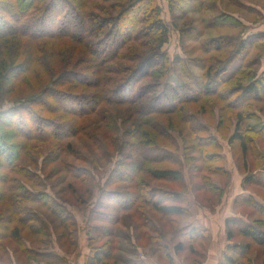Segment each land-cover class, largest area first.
I'll list each match as a JSON object with an SVG mask.
<instances>
[{"label":"trees","instance_id":"16d2710c","mask_svg":"<svg viewBox=\"0 0 264 264\" xmlns=\"http://www.w3.org/2000/svg\"><path fill=\"white\" fill-rule=\"evenodd\" d=\"M181 1L166 0L168 11L178 10L179 16L186 17L194 14L199 16L210 10L209 0H190L191 3L185 5L180 4ZM225 16L228 17L218 15L217 24L224 26L229 20L223 19ZM207 24L212 27L209 22ZM176 29H179L180 45L184 42L182 36L191 41L200 38L199 31L194 27ZM168 40L169 30L161 17L157 0H0V105L5 99H10L9 103L12 104V107L0 113V165L7 168V174H0V222L3 224L0 241L8 240L21 248L23 240L16 225L29 223L33 224V229L34 224H37V217L27 212L24 203H41L51 211L49 203L52 198L43 191H33V188L40 186L41 180L33 171L37 165L36 158L41 157L43 161L41 169L45 168L47 158L49 164H56L57 168L44 176L46 180L60 175V185L68 179L85 184L88 179L82 165L90 164L60 144L68 138L86 137L96 140L90 128L98 126L100 121L112 124L108 134H115L117 130L113 129L110 108L129 106L138 119L133 128H127L124 132V141L119 146L121 150L130 147L134 153L122 154L124 161L118 163L119 170L114 172L117 175L116 181L124 184L115 202V213L132 211L136 202H139V205L151 207L163 216L176 217L183 214L184 209L177 205L182 201L178 192L168 198L172 202L168 205L165 197H158L159 189L145 179L163 180L162 176L168 171L154 169L152 166L162 162L170 163L174 157L166 153L156 158L143 155L139 150L141 147L157 148L154 146L156 143L167 144L171 139L170 133L174 131L182 136L184 130L190 135L205 131L203 123L196 122L198 126L193 125L191 129L185 126L190 117L205 111V105L199 112L182 116L184 120H181L178 115L186 104L196 103L204 97L216 98L223 104V109L235 112V131L230 140L239 141L241 156H245L241 125L245 120L248 121L250 115L244 116L241 111L247 108L246 105L237 107L230 102V96L236 90L241 92L243 99L249 101L261 102L264 99V76L253 77L252 71L243 73L252 63L245 65L248 48L260 40L261 47H264V32L246 33L235 41L231 39L229 42L228 39L217 47L206 45L204 54H219L227 48L235 47L226 59L211 60L203 75L205 83L199 88L195 87L192 78L190 80L194 87L185 84L178 88L166 87L157 96L154 92L158 82L141 84L148 78L158 80L169 72V58L162 51ZM55 41H60V45L54 46ZM256 61L257 58L253 62ZM85 64L89 66L90 77H82L75 70L80 68L85 72L82 67ZM213 66L219 68L213 69ZM231 67L234 71L228 73ZM238 76L242 78L229 88V83L234 82ZM245 78L248 79L246 83ZM23 83L26 86L20 89L18 86ZM226 86L229 90H225ZM127 114L131 116L132 113ZM88 116H94L95 121L88 119L84 122ZM124 116L123 122H128L129 117ZM166 116L165 121L156 122L157 118ZM244 131L257 137L264 133L263 129L254 131L251 127ZM108 134L101 135L102 140L93 143L104 157L109 153L107 143L104 142L108 141ZM152 134L157 137L156 142L151 139ZM5 138H12L14 143H6ZM113 139L114 136L110 141L114 142ZM12 148L14 150L11 151ZM67 148H70L69 144ZM68 156L82 164L67 163L64 157ZM131 158L132 161H129ZM204 158L206 161L214 156L209 154L204 155ZM260 158L264 159V156ZM8 175H14V178L10 180ZM170 175L174 179L178 178L175 171L170 172ZM64 177L66 179L63 180ZM173 178L166 180L173 182ZM22 179L26 180V185L22 184ZM246 180L250 182L248 178ZM66 188L76 191L71 182ZM60 209V205L54 203L51 213L55 218L59 219ZM13 223L16 225L11 228ZM113 223L115 220L110 222ZM226 223L237 224L234 219H228ZM197 232L184 233V237H192ZM238 232L243 238L256 241L258 246L263 244V240L257 238L258 231H251L250 227L239 229ZM101 233L104 237L112 234L110 231ZM85 234L87 253L83 257V264H143L142 261L115 257L110 250L105 251L96 245L98 241L91 235V231ZM228 238L231 239L229 232ZM3 248L0 245V252ZM176 249L180 251L181 246H176ZM21 250L25 256L34 254L28 249ZM228 250L238 257L243 253L236 245H228L222 252L220 264L234 263ZM60 260H63L62 257Z\"/></svg>","mask_w":264,"mask_h":264},{"label":"rangeland","instance_id":"374dc122","mask_svg":"<svg viewBox=\"0 0 264 264\" xmlns=\"http://www.w3.org/2000/svg\"><path fill=\"white\" fill-rule=\"evenodd\" d=\"M191 1L182 0L180 4L185 5ZM208 4L210 10L199 16L194 14L181 17L178 10L168 11L166 0H157L161 17L169 30V40L162 49L169 58V72L158 80L148 78L141 86L158 82L154 92V95L158 96L166 87L178 88L183 84L188 87L193 86L190 80L193 78L195 87L199 88L205 83L203 75L211 60L213 62L216 58L226 59L235 47L234 45L227 48L219 54L217 52L204 54L206 45L217 47L226 43L228 39L229 42L231 39L235 41L246 33L264 32V0H209ZM221 14L228 16L223 19H229L224 26L216 22L217 16ZM175 17L178 19L175 22L176 27L180 29L186 26L194 27L199 31L200 38L197 37V40L191 41L186 36H182L181 40L183 39L184 42L180 45L179 29L172 24ZM231 17L235 21L231 20ZM208 22L213 28L208 27ZM56 45H60V41H55L54 46ZM261 45L260 40L248 48L245 65L252 63L243 73L252 71L253 77L264 76V47ZM256 58L257 61L254 63ZM82 67L85 72L80 68L75 70L81 73L82 77H90L89 66L85 64ZM218 68L213 66V69ZM232 71H234L233 67L228 69V73ZM239 78L242 76L230 82L229 88ZM244 81L246 83L248 79L245 78ZM24 86L26 84L23 83L18 87L22 89ZM224 88L229 90L227 86ZM232 93L230 102L237 107L246 105L247 108L241 113L244 116L250 115L248 121L245 120L241 125L245 139L244 157L241 156L239 141L230 140L235 131L233 117L235 112L223 109V104L216 98L207 97L196 103L184 105L181 108L183 109L181 114L178 115L181 120H184L183 117L186 114L199 112L205 105V111L201 112L202 114H194L190 117L189 123L185 124L191 129L193 125L198 126L196 122L203 123L206 126L205 131L190 135L184 130L183 136L174 131L170 133L171 139L167 141V144L157 145L156 143L154 146L157 148L141 147L139 150L143 155L156 158L166 153L174 157L172 163L162 162L152 166L154 169L168 171L162 176L163 180L156 181L149 177L145 179L151 186L159 189L158 197H165L168 205L172 203L168 198H171L174 192L179 193L182 201L177 205L184 209L181 216H163L151 207L139 205V202H136L132 211L115 213V202L118 195H121L124 184L116 181L117 175L114 172L119 170L118 163L124 161L122 154L134 153L130 147L121 150L119 146L124 141V132L127 128H133L138 119L129 106L113 107L110 108L112 115L110 116L113 117V129L117 130L115 134H108L112 124H104L105 122L101 121L100 123L97 121L98 126L90 128L97 137V141L102 140L101 135L108 134L107 140L113 143L104 141L109 151L105 157L93 144L96 140L86 137L68 138L60 144L70 149L76 157L90 164L82 165L88 179L85 184L68 179L65 182L62 181L63 184L60 185L58 180L60 175L46 180L44 176L57 168L56 164H49L47 158L45 168L41 169L43 161L41 157L36 158L37 165L36 168L33 167V171L41 180L40 186L33 188V191H43L52 198L49 203L51 211L43 207L41 203H24L27 212L37 217V224H34L33 229H31L33 224L29 223L24 225L13 223L10 226L13 228L16 225L19 229L23 246L19 248L17 244L8 240L0 241V245L4 247L0 252V264H81L82 256L84 257L87 253L86 231H91V235L96 237L98 247H103L105 251L110 250L115 257L142 261L143 264H220L222 252L228 245H236L243 251L238 257L228 250V255L233 257V264H264V159L260 158L264 156V133L259 137L244 133V129L248 127L253 128L254 131L264 130V99L261 102H253L243 99L241 92L233 90ZM9 101L10 99L3 100L0 113L12 107ZM126 112L132 113L131 116ZM124 115L129 117L128 122H123ZM167 117H159L156 122L165 121ZM88 119H91V122L95 121L94 116H88L84 122ZM46 126L49 125L46 124ZM113 136L114 142L110 141ZM5 139L8 144L13 142L12 138ZM151 139L157 141L154 134ZM67 144L70 148H67ZM203 154H212L214 158L205 161ZM64 159L73 165L82 164L72 156L64 157ZM129 161H132V158ZM6 169L0 165V174H7ZM172 171L177 173V179L170 175ZM23 175L26 176L25 172ZM8 176L10 180L14 178V175ZM167 178H173V182L166 180ZM247 178L250 182L246 180ZM21 182L26 185L25 179ZM69 182L73 183L76 191L66 188ZM163 192H167L168 195H164ZM54 203L62 208L59 219L51 213ZM228 219H234L237 224L227 225ZM114 220L115 223L110 224ZM2 225L1 221L0 231ZM42 226L45 227L44 230ZM244 227H250V230L256 233L258 231L257 238L263 240V244L258 246L256 241L243 238L238 231ZM35 231H38L37 234ZM103 231H110L112 234L104 237L101 235ZM190 231L198 232L192 237H184V233ZM228 232L231 235L230 240ZM178 245L181 246L180 251L176 249ZM21 249L31 250L34 254L25 256L21 253ZM60 257L63 260H60Z\"/></svg>","mask_w":264,"mask_h":264},{"label":"crops","instance_id":"0c3cea01","mask_svg":"<svg viewBox=\"0 0 264 264\" xmlns=\"http://www.w3.org/2000/svg\"><path fill=\"white\" fill-rule=\"evenodd\" d=\"M86 254V253H85ZM81 264H83V256H82V263Z\"/></svg>","mask_w":264,"mask_h":264}]
</instances>
